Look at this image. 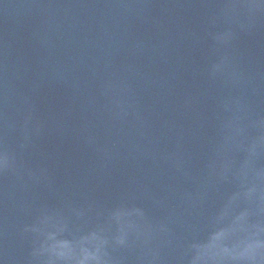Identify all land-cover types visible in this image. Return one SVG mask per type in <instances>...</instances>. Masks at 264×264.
<instances>
[{
	"label": "water",
	"instance_id": "1",
	"mask_svg": "<svg viewBox=\"0 0 264 264\" xmlns=\"http://www.w3.org/2000/svg\"><path fill=\"white\" fill-rule=\"evenodd\" d=\"M0 264H264V0H0Z\"/></svg>",
	"mask_w": 264,
	"mask_h": 264
}]
</instances>
